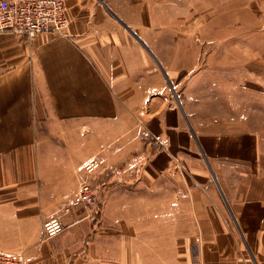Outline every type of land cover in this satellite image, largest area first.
I'll list each match as a JSON object with an SVG mask.
<instances>
[{"label":"crops","instance_id":"crops-1","mask_svg":"<svg viewBox=\"0 0 264 264\" xmlns=\"http://www.w3.org/2000/svg\"><path fill=\"white\" fill-rule=\"evenodd\" d=\"M218 6L66 0L67 36L0 33V251L30 264H264V141L199 145L177 91L203 40L263 47L249 33L258 16L235 36L233 0L224 19ZM83 181L96 182L95 224L72 207ZM55 216L63 230L45 237Z\"/></svg>","mask_w":264,"mask_h":264},{"label":"rangeland","instance_id":"rangeland-1","mask_svg":"<svg viewBox=\"0 0 264 264\" xmlns=\"http://www.w3.org/2000/svg\"><path fill=\"white\" fill-rule=\"evenodd\" d=\"M225 1L230 0H218L220 19H224L225 11L229 10V8H222ZM233 10L235 36L241 35L240 30L236 31L237 28L242 27V24L237 22L241 18L255 22L254 17L258 16L262 22L255 23V27L250 25V38L255 32H264V0H233ZM224 27H227L228 31L230 24L226 25V21L224 24L219 23V37L226 32L223 30ZM242 41L237 38H234L232 42L221 38L203 40L201 67L196 73L182 80L177 87L182 98L189 101L192 122L196 123L199 133L198 144L204 145L206 149H224L227 139H234L233 143L237 144V139L245 137V144H252V146L259 140L264 141V39L260 41L263 43V47L261 46L263 49L253 45L258 42L257 39H251L248 47L247 44L242 46ZM194 84L195 87H193ZM243 127H250L254 130L242 132L240 128ZM237 131L248 134L234 137L229 135ZM218 154H223L224 158L226 153L203 151L200 157L203 161L205 158L210 163L216 158L219 159L216 156ZM87 183L94 194L93 202L86 206L85 204L79 205L77 195V200L72 207L75 210L85 211L83 216L95 224L98 221L101 207L99 208L97 199L96 182L95 184L92 181Z\"/></svg>","mask_w":264,"mask_h":264},{"label":"built area","instance_id":"built-area-1","mask_svg":"<svg viewBox=\"0 0 264 264\" xmlns=\"http://www.w3.org/2000/svg\"><path fill=\"white\" fill-rule=\"evenodd\" d=\"M66 0H0V33L20 34L32 38L40 33L67 36L69 18L65 12ZM99 166L95 155L82 162L86 172L94 171ZM94 194L85 182L78 189L79 205H89ZM45 237H51L63 230V223L58 217H51L42 222ZM0 264H30L23 252L0 251Z\"/></svg>","mask_w":264,"mask_h":264}]
</instances>
